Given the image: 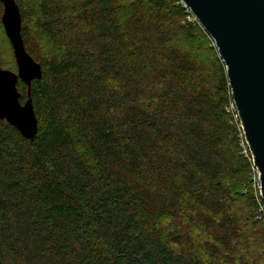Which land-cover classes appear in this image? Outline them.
<instances>
[{
  "label": "trees",
  "instance_id": "obj_1",
  "mask_svg": "<svg viewBox=\"0 0 264 264\" xmlns=\"http://www.w3.org/2000/svg\"><path fill=\"white\" fill-rule=\"evenodd\" d=\"M16 1L43 75L37 135L0 119V264H264L227 67L182 0Z\"/></svg>",
  "mask_w": 264,
  "mask_h": 264
},
{
  "label": "water",
  "instance_id": "obj_2",
  "mask_svg": "<svg viewBox=\"0 0 264 264\" xmlns=\"http://www.w3.org/2000/svg\"><path fill=\"white\" fill-rule=\"evenodd\" d=\"M2 24L13 47L17 71L0 67V119L34 138L39 123L31 96L42 65L27 51L22 15L16 0H1ZM214 40L227 67L229 84L244 137L261 173L264 198V0H182ZM28 87L21 102L18 84Z\"/></svg>",
  "mask_w": 264,
  "mask_h": 264
},
{
  "label": "built area",
  "instance_id": "obj_3",
  "mask_svg": "<svg viewBox=\"0 0 264 264\" xmlns=\"http://www.w3.org/2000/svg\"><path fill=\"white\" fill-rule=\"evenodd\" d=\"M190 20H192L191 17H190ZM233 108H235L234 104H233ZM244 152L246 154L248 153L247 147H245ZM252 162H253L252 187L255 191L256 200H257V207L255 209V217L258 221H261L264 223V198H263L262 191L260 189L261 173L256 167V165L254 164L253 158H252Z\"/></svg>",
  "mask_w": 264,
  "mask_h": 264
},
{
  "label": "rangeland",
  "instance_id": "obj_4",
  "mask_svg": "<svg viewBox=\"0 0 264 264\" xmlns=\"http://www.w3.org/2000/svg\"><path fill=\"white\" fill-rule=\"evenodd\" d=\"M0 58L3 59L4 61H8L10 59V55L9 53L7 52V49H6V46L4 45V43H0ZM15 58V57H14ZM16 61V60H15ZM17 65V64H16ZM12 69V68H11ZM14 70V69H13ZM17 71V70H15ZM236 255L239 256V254L237 253ZM253 257L256 258V255L254 254ZM245 258V257H244ZM239 262H242V261H239Z\"/></svg>",
  "mask_w": 264,
  "mask_h": 264
}]
</instances>
